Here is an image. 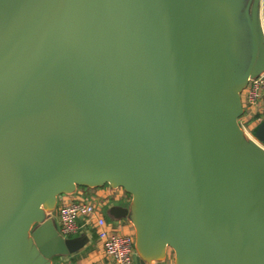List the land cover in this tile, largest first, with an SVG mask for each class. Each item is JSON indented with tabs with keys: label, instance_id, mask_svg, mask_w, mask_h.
Instances as JSON below:
<instances>
[{
	"label": "water",
	"instance_id": "water-1",
	"mask_svg": "<svg viewBox=\"0 0 264 264\" xmlns=\"http://www.w3.org/2000/svg\"><path fill=\"white\" fill-rule=\"evenodd\" d=\"M262 73L264 0H0V264L86 250L58 197L106 184L137 264H264Z\"/></svg>",
	"mask_w": 264,
	"mask_h": 264
},
{
	"label": "built area",
	"instance_id": "built-area-1",
	"mask_svg": "<svg viewBox=\"0 0 264 264\" xmlns=\"http://www.w3.org/2000/svg\"><path fill=\"white\" fill-rule=\"evenodd\" d=\"M242 101L244 108L248 110L241 124L251 135L247 120L264 102V73L249 81L242 92ZM104 203L102 201L97 205L96 198L85 195L83 191L73 198H64L58 212L61 232L65 236H73L84 227L92 225L105 256L109 257L113 264H137L134 233L123 232L116 223L110 222L103 212Z\"/></svg>",
	"mask_w": 264,
	"mask_h": 264
},
{
	"label": "crops",
	"instance_id": "crops-1",
	"mask_svg": "<svg viewBox=\"0 0 264 264\" xmlns=\"http://www.w3.org/2000/svg\"><path fill=\"white\" fill-rule=\"evenodd\" d=\"M241 96H242V94H241ZM262 106H264V102L261 103V107ZM247 110L248 109H245V112ZM245 112H244V114L242 116V120H245V118H246L245 117ZM253 135H254L253 137H256V139L259 140V138L255 134H253ZM101 187H103V186H101ZM101 187H93V188L87 187L88 188V191L86 189H84V188H79L78 189V192H76L75 194H72V195L71 194H62V195H60L58 197V203H57L58 210H59V207H60L61 203L64 201V198H70V197L73 198V197H75L76 195L79 194V192H80L81 189H82V191L84 192L85 195L93 196L94 198H96V201H98L101 197H105L108 194L113 193V189L114 188L112 186H110L108 188H101ZM95 188H98V189L95 190ZM117 189H119V188H117ZM121 198H123V197H121ZM112 200H113L112 198L109 199V201H112ZM121 200H122V202H120V199H118V200L115 199L113 201H116L117 203H125L126 201H128L127 198H123ZM104 202L107 203L108 201L107 200H104ZM58 220H59V216H57V221ZM108 220L110 221L109 218H108ZM113 222L116 223L118 225V228L120 230H122L123 232H126V233H135L134 226L132 225V223L128 219H121L119 221H113ZM116 224H114V225H116ZM88 231H89V233L91 235H93L92 243L82 253L76 255L75 257H73L71 262H73L75 260V258H79L78 260H84V257L83 256H84L85 252L90 248V251L92 250L90 252L92 254V259H93L92 261L96 262V264H113L112 261H109V260H107L105 258V254L103 252V248L101 246L100 241L98 240L96 231H95V229H94V227L92 225H89L88 226ZM95 247L98 248V249H100V253L99 252L98 253L95 252ZM57 261H60V260H57ZM54 264H55V262H54ZM63 264H65V263H63ZM77 264H79V263H77ZM153 264H175L174 263V253H173V251L168 248L167 249V254H166L165 261H162L160 263L154 262Z\"/></svg>",
	"mask_w": 264,
	"mask_h": 264
},
{
	"label": "rangeland",
	"instance_id": "rangeland-1",
	"mask_svg": "<svg viewBox=\"0 0 264 264\" xmlns=\"http://www.w3.org/2000/svg\"><path fill=\"white\" fill-rule=\"evenodd\" d=\"M247 115V114H246ZM245 115V117H246ZM242 120V117L240 118V122ZM247 125H248V128L251 130L249 131L251 133V136H254L253 134L256 135V132L262 134L261 136H264V126L262 127V125H264V106L262 107H259L258 108V111L256 112H253V115L250 116L247 120ZM253 133V134H252ZM253 139H255L256 141H258V139H256V137H253ZM264 142V141H262ZM259 143V141H258ZM110 187L109 184H106L105 186L101 187V188H108ZM80 188H84L88 191V188L87 187H84V186H81ZM98 188H95V190H97ZM121 190V191H120ZM82 191V189H81ZM127 198V200L131 199V195L127 192L124 191V189L122 188H119V189H113V193H110L108 194L107 196L105 197H101L98 201H97V205H99L100 202H104V200H107L109 201V199H120V202H122L121 199L123 198ZM111 218V217H109ZM112 219V218H111ZM135 235V233H134ZM136 239V238H135ZM92 251V250H91ZM90 248L85 252L84 254V260H78L79 258H75V260L73 262L69 261V262H66L65 264H96V262L92 261V254L90 253ZM95 252L96 253H100V249L96 248L95 247ZM105 258L109 261L110 258L105 256Z\"/></svg>",
	"mask_w": 264,
	"mask_h": 264
},
{
	"label": "trees",
	"instance_id": "trees-1",
	"mask_svg": "<svg viewBox=\"0 0 264 264\" xmlns=\"http://www.w3.org/2000/svg\"><path fill=\"white\" fill-rule=\"evenodd\" d=\"M58 260V259H57ZM55 261V264H63V263H61L60 261ZM72 261V260H71Z\"/></svg>",
	"mask_w": 264,
	"mask_h": 264
}]
</instances>
